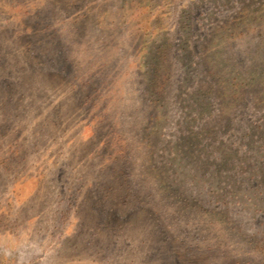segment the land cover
I'll return each instance as SVG.
<instances>
[{"label":"rangeland","instance_id":"1","mask_svg":"<svg viewBox=\"0 0 264 264\" xmlns=\"http://www.w3.org/2000/svg\"><path fill=\"white\" fill-rule=\"evenodd\" d=\"M0 264H264V0H0Z\"/></svg>","mask_w":264,"mask_h":264}]
</instances>
